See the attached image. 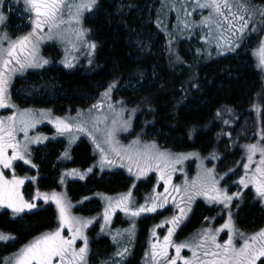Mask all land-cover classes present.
<instances>
[{"label": "snow or ice", "instance_id": "snow-or-ice-1", "mask_svg": "<svg viewBox=\"0 0 264 264\" xmlns=\"http://www.w3.org/2000/svg\"><path fill=\"white\" fill-rule=\"evenodd\" d=\"M14 4L22 8L21 17L27 21L29 30L14 37L0 31V109H15L10 115L0 116V209L10 210L14 219H22V214L37 208L35 201L54 203L58 226L35 237L10 257H4L0 264H88L89 261L90 248L86 230L94 223L93 219L73 215V205L65 194L59 192L53 191L49 194L37 190L30 199H26L22 188L26 181L34 182L37 177H21L14 170L17 161L31 165L32 168L37 167L32 161L31 145L42 144L49 138L29 133L46 118L54 125L59 136L68 137L69 143L73 142L77 134H87L95 149L99 151L98 167L101 170L118 164L119 167H127L128 173L135 175L137 180L152 171L159 174L158 180L162 185L158 184L156 187L162 186L163 191H156L154 187L143 204L134 200L131 190L116 198L103 197L106 206L102 216V233L105 227L111 224L117 210L132 221L144 214H163L160 210L172 213L170 218L156 225V228L169 225L162 240L157 236L155 229L152 231L153 242L145 253L146 264H264V229L252 235H245L236 228L232 208L234 202L241 200L243 192H230L229 187L221 185V181L227 184L225 177H228L229 173L237 174L236 169H229V172L218 175L215 167L203 166V159L198 153L161 151L155 142L141 144L139 139L127 147L119 143L117 133L129 131L132 120L139 111V106L127 108V102L123 100L111 102L113 93L119 91L122 81H110L105 91L100 94L99 100L88 109L87 115L78 112L75 118L56 117L53 120L51 110H20L12 102L10 88L14 78L22 76L29 69H43L49 65L50 61L40 54L41 43L45 40L71 44L76 51H80L81 47L86 48L88 63H93L91 57L97 44L88 39L91 30L84 27V20L86 14L95 16L102 8L101 0H14ZM5 5L6 0H0V8ZM189 5L192 11L187 10ZM165 8L184 13L183 18L177 15L176 28L168 32L167 52L170 64L185 63L176 47L185 32L200 36L205 45L214 44L218 55L237 52L238 49L247 47L255 34L258 46L253 55L257 58V67L264 71V7L256 5L253 0H171L170 3L162 4L161 10ZM197 9L207 10V14H202L199 20L189 19ZM8 11L12 9L9 8ZM9 18L4 11H0V26L6 25ZM201 32L203 35H200ZM195 52L196 57L203 53L211 55L204 47L197 48ZM76 62L75 56L70 59L66 57L63 61L64 67L69 69L74 68ZM137 75V82L143 80L142 72ZM191 87L199 90V85L194 82H191ZM181 91L184 95L178 104L187 99L189 89L182 87ZM253 108L257 112L260 111L259 104H253ZM226 114L231 117L233 109L227 106L218 109L214 119L229 125L232 121L224 118ZM195 133L196 129H191L189 137ZM20 134L22 139L19 138ZM221 135L231 134L222 131ZM242 148L245 153L242 161L246 160L242 162L243 175H240L239 180L233 181V184L238 188L242 186L243 189L251 186L255 197L264 204V130L259 133L257 142L245 144ZM257 154L259 159H256ZM193 157L201 159V170L197 177L191 181L185 180L181 185L173 184V174L178 170L177 166ZM63 158H70L67 149ZM219 158L214 152L209 162ZM133 168L136 169L135 172ZM5 170H11V175ZM92 171V168L87 169L88 173ZM64 176H78L79 179H84L85 173L76 169L62 173L61 184L65 182ZM132 187L135 188V185ZM197 197H202L211 205L219 206L218 214L221 218L226 214L227 220L218 228L205 227L190 239L177 242L174 236L188 219V214L192 211L191 205ZM170 202L172 207H169ZM235 207L238 208L239 204H235ZM225 230L227 239L221 242L218 236ZM134 236V222L130 228L117 229L111 235L116 246L111 264H123ZM237 237L242 242L239 245L236 242ZM14 239V236L0 232V242ZM77 241H82V246L77 247ZM170 249H174V255H170ZM184 249L191 252V257L182 255ZM104 264L109 262L105 261Z\"/></svg>", "mask_w": 264, "mask_h": 264}, {"label": "trees", "instance_id": "trees-1", "mask_svg": "<svg viewBox=\"0 0 264 264\" xmlns=\"http://www.w3.org/2000/svg\"><path fill=\"white\" fill-rule=\"evenodd\" d=\"M149 1L101 0V11L91 20L86 21L97 44V64L100 66V70L90 71V73L82 69H79V72H68L62 67L51 66L38 72L43 73L39 83H44L43 79L47 80L48 93L55 91L65 93L63 97L48 102V106H51L53 111H58L82 105V97L93 93V87L98 84L104 85L102 90L104 91L110 81H124L131 77L137 82V74L142 72L141 84L138 83L136 89L132 90L133 93L123 92L121 96L125 98L126 107L129 109L141 105V98L145 100L142 110L146 108L148 112L144 110L137 118V121H141L145 125L144 133H154L157 136L156 142H163L164 147L175 150L197 149L203 154L215 152L223 160L219 164L220 167H223L220 170L223 172L228 162L236 164L237 156L235 154L237 151L229 153L228 150L233 145L229 141V137L219 136L221 128L214 119V115L218 109L225 106L233 109L232 117L229 116L232 124L226 131L232 136H234L235 128L239 125L238 128L244 126L243 119L247 116H254L255 119L257 116L253 131L259 134L260 129L264 130V91L259 87L261 77L254 65L252 66L253 59L249 53L234 54L199 66L194 76L192 75L190 78L191 82L199 85L197 91L196 88L191 87V82L186 83L187 65L170 64L169 55H165L161 59L156 53L150 56L148 53L151 46L147 47V53L140 54L136 47L140 48L148 41L151 43L155 41L154 38L147 37L148 29L156 30L153 27V22L149 26L146 25L147 27L143 24ZM15 21L11 18L8 22L13 24ZM158 33L159 39L165 40L164 35L161 32ZM153 67H155L154 70ZM37 75L35 72H30L25 76V79L33 82ZM19 82L17 80L14 85ZM182 87L188 88L189 91L187 99L178 104L184 95L181 91ZM39 104L42 105L41 101L35 103V105ZM253 104L260 105L259 112L254 110ZM193 128L196 129V133L190 138L189 131ZM253 131L249 133L252 134ZM245 132L247 133L248 129ZM244 139L248 140L249 138L244 137ZM43 152L45 153L41 155V152L35 151L33 161L39 166L41 186L44 189H50L54 185L52 175L55 174L57 165H60L61 162L58 160V150L54 143L46 145ZM73 154V165L86 166L93 159L90 155V146L84 141L76 145ZM17 164L21 166L17 170L24 171V165ZM237 164H239L238 161ZM126 179L127 177L120 173H104L100 178L86 177L84 181L68 183L67 194L70 199L77 201L80 197L90 195L94 190L111 193L123 189L127 185ZM28 186L29 183L24 186L23 190ZM251 200L249 194H246L244 202L237 208L236 217L238 225L249 230L259 227L264 221V210H261L257 202L252 203ZM94 203H96L95 200L90 199L79 209L86 213L91 211L87 208H90ZM206 212L209 210L198 203L190 220L181 231L188 233L197 228ZM22 216V219H12L9 217V212H0V229L15 237L13 241L6 244L0 243V261H2V255L12 248L57 227V215L53 205L50 204L37 207ZM148 221L149 219L145 222ZM94 231L93 227L88 231V234L90 233L92 237ZM92 240L91 249L95 255L105 253L109 248L108 238L102 237L97 240L92 238ZM138 256L139 254L129 258L125 264H136Z\"/></svg>", "mask_w": 264, "mask_h": 264}, {"label": "rangeland", "instance_id": "rangeland-1", "mask_svg": "<svg viewBox=\"0 0 264 264\" xmlns=\"http://www.w3.org/2000/svg\"><path fill=\"white\" fill-rule=\"evenodd\" d=\"M171 0H150L147 6V13L145 17V22L143 23L145 27L146 25H150L153 22V27L157 30H150L147 31V37L148 38H154V42L151 43L150 41L146 42V44H143L140 48L136 49L139 51L140 54H145L148 52L147 47L151 46L150 52L148 53L150 56H153L155 53L158 56L159 59L163 58L165 55H169L167 52V45H168V32L172 31L176 28V25L178 23L176 17L177 15H180L182 18L184 16L183 12H178L177 10H171L169 8L161 10L162 4L165 3H170ZM253 3H255L258 6L264 7V0H253ZM11 8L12 11H8V9ZM19 9V10H17ZM188 11H192L191 5L188 6ZM0 11H4L6 15H8L10 18L9 19H14L16 20L13 24L9 23V19L6 21L5 26H0V31L7 32L10 36H16L20 34H24L26 31H28V26H27V21L22 19L21 13H22V8L19 5L14 4V0H6V5L4 8H0ZM159 14V18H158ZM206 15L207 10H200L197 9L189 19L192 20H199L201 15ZM93 16L87 15L84 20V27L90 29V27L86 24L87 20H91ZM159 25V26H158ZM7 27V28H6ZM200 30L198 29L197 32ZM206 31V30H205ZM161 32L164 35V39H159V33ZM200 35H203L201 32ZM89 40L94 41L91 32L88 37ZM135 43V42H134ZM258 46V41L256 38V35L253 34L251 37V42L247 47H242L241 49H238L237 52H231V53H226L224 55H218L216 50H215V45L212 44L211 46L205 45L203 40L200 39V36L198 35H190L188 32H185L180 38L178 43L176 44V47L178 48L179 54L182 57V59L185 61L184 64L182 65H187V78H186V83H190V78L191 76L195 74L196 69L199 66H202L204 64H207L211 61L215 60H220L223 58H226L228 56L234 55V54H245L249 53L250 57L253 59V64L256 71L258 72L260 79V85L259 87L264 91V71H261L260 68L257 67V58L253 55V51L255 48ZM78 47H80L78 45ZM207 48L208 52H211V55H207V53L201 54L199 57H196V52L195 50L197 48ZM135 49V50H136ZM147 49V50H146ZM40 54L44 58L48 59L50 61L49 65H46L43 69H29L27 72H25L22 76L15 77L12 83V86L10 88V94H11V99L12 102L17 105V107L20 110L24 109H31V110H42V109H48L51 110V119H55L56 117H60L62 119H68V118H75L77 116L78 112H83L85 115H87L88 109L91 107L92 104L96 103L99 98H100V93H102L104 89V85L98 84L97 86L93 87V93L87 94V96L82 97V105L78 106H73V107H68L64 110H58V111H53L52 107L48 106V102L50 101H55L56 98L58 97H63L64 92L63 91H55L54 93H48V88H46L47 80L43 79L44 83H39L41 82L40 79L43 77V73H38L40 71H43L44 69H47L51 66H59L64 69H66L68 72H74L78 71L79 69H82L83 71L90 73L91 72H97L100 70V66L97 64V50L92 54L91 59L93 60L92 64L88 63V50L86 48L81 47L80 51H76V49L72 48L71 44H64L61 43L58 40H45L44 42L41 43L40 46ZM75 56L77 58V62L75 64L74 68H66L64 67L63 61L65 58H71ZM195 57V58H194ZM176 65V64H172ZM182 65H177V66H182ZM162 66V64H161ZM155 67H153V70ZM30 72H35L37 77L34 79V84L33 82L25 79V76L30 73ZM155 74V72H154ZM38 78V79H37ZM19 80V84L14 85L15 82ZM123 83L119 86V91L115 92L112 95L111 102L116 103L117 101L124 100L121 96V93L125 92H132L134 91L139 84H141V81L135 82L134 80L131 79H126L122 81ZM102 88V89H101ZM101 91V92H100ZM105 91V90H104ZM100 92V93H99ZM133 93V92H132ZM131 93V94H132ZM254 95V94H253ZM252 95V96H253ZM99 96V97H98ZM256 96V95H254ZM71 97V96H70ZM70 97H67L68 99ZM98 97L97 99H95ZM121 97V98H120ZM252 98V97H251ZM95 99V100H94ZM142 103L139 105V111L136 113L135 118L132 120V126L129 131H120L117 133V139L119 143L125 147L129 146L132 144L133 141L139 139L141 141V144H148L155 142L158 146V148L161 151L167 150L172 153H198L199 156L203 159V166L207 168H216V172L218 175H223L226 172H229V169H236L235 175H232L229 173L228 177H225V180L227 181V184H225V181H221L222 186H227L230 189V192H236V191H242L243 196L240 201L234 202V206L232 208V211L234 213L233 215V220L235 223L236 228L243 232L245 235H252L255 234L256 232L260 231L261 229H264V221L259 225V227L255 229H245L236 224L237 220V214L238 210L237 207H235V204H241L244 202L246 198V194H249V197L252 198L251 202L255 203L260 206L261 210H264V204H262L256 197L254 190L251 188V186L248 189H243L242 186L239 188L233 184V181H237L240 178V175H243V167H242V162H246V160L242 161V158L245 156L244 150L242 148L243 145L248 144V143H255L257 140H259V134L256 133L255 131V121H257V116L256 119L254 116H247L245 119H243V124L244 126L240 128H235L234 129V136L232 135H221L222 131L224 133L229 128L231 127L230 123L229 125H224L220 120H216L220 124L221 131L218 133L219 136H224V137H229V141L232 143L233 146H231L229 153L233 152L236 150L235 156H237L236 159V164H233V162H228L225 167L226 169L220 171L223 167H220L219 164L223 161L222 158L220 157L219 159H212L211 162H209V158L211 154H203L197 149H186V150H175L173 148L169 147H164L163 142H156L157 136H155L154 133L152 132H146L144 133L145 125L141 123V121H137L138 115L142 113L144 110L148 112V109H143V105L145 104V100L141 98ZM41 101L42 105H35V103ZM251 99L249 100V102ZM251 103V102H250ZM127 105V104H126ZM15 111V109H0V116H5V115H10L12 112ZM232 117V115H231ZM125 118H127V113L125 114ZM225 119H229V115L226 114L224 116ZM103 127V125H101ZM238 129V130H236ZM246 129H248V134L245 132ZM250 131H253V133H249ZM262 130L260 129V132ZM30 135H39L41 137H48L49 139L44 140L42 144H33L31 145L32 149V161L35 156V151L38 150V152H41V155L44 154V148L46 145L49 143H54L57 146L58 150V160L61 162L60 165H57L55 174L52 175V180L54 182V185L51 186L50 189H44L41 186V183L39 182V179L41 177V173L39 171V166L36 164V162L33 161V163L37 166L36 168H32L31 165H25L22 161H17L15 162V173L21 177L23 176H36L37 179L33 181H26L25 185L26 186L29 183V186L26 187L27 189H24V186L22 188V192L25 195L26 199H30L34 193L39 190L42 193H51L53 191L59 192L62 194H65L67 199L71 202L73 205L71 211L72 214L78 217L82 218H91L93 219L94 223L89 226V228L86 230V234L89 238V248H90V253H89V261L88 264H104L105 261H108L109 264H111V261L114 257V253L116 251V246L113 244L111 235L115 233L117 229L119 230H124L128 229L131 227V224L134 222L135 223V236L129 245V253L126 256V258L123 261V264L126 263V260L129 261V258H132L136 255L139 254L138 259L136 264H146V259H145V253L149 251V245L151 242H153V237L151 235L152 231L155 229L157 232V236L162 239V236L167 233V227L169 225H165L164 228H156V225L163 223L167 218H170L172 213L168 210H160L163 214L159 213H149V214H144L139 218H135L134 221L130 220L128 217L124 215L123 212H120L119 210L116 211L112 218V222L108 227H105L104 232H101V227L103 226L104 222L102 219L103 216V210L104 207L106 206V201L103 199V197L108 196V197H113L116 198L122 193H126L129 190L133 192V198L138 204H143L145 202V198L149 196L153 188H156V191H163V187H156L158 184L162 185V182L158 180V173L155 171L149 172L146 177H142L141 179L137 180L135 175L129 174L127 171V167H119L117 164L116 166L113 167H105L103 170H101L98 167V162L100 159V154L97 149H95L91 139L89 136L85 133L77 134L76 138L73 140L72 143L68 142V137L67 136H59L56 133V129L52 123L48 122V119H44L43 122L39 123L35 129L30 130ZM146 134V135H145ZM247 134V135H246ZM244 135V136H243ZM238 137V139H236ZM245 138H249L248 140H245ZM20 139L23 138L22 134L19 136ZM81 141H84L87 145L90 146V155L93 157V159L86 165V166H81L78 164H72L74 163V148L78 143ZM235 146V149H233ZM68 150L70 154L69 159H64L63 158V153L65 150ZM256 159H259V154H257ZM226 160V159H225ZM224 160V161H225ZM219 161V162H218ZM237 161L239 164H237ZM17 163H21V165H24V171L20 172L17 170L21 166H19ZM200 165H201V159H196L195 157L190 158L189 160L184 161L181 165L177 166V171L173 174V179L172 182L175 185H181L184 183L185 180L191 181L194 178L197 177V175L200 172ZM92 168L93 171L91 173L87 172V169ZM72 169H76L78 172L85 173V178L84 179H79L78 176H64V184L60 183L61 175L62 173L69 172ZM6 171V170H5ZM11 170H7L6 173L11 175ZM136 169L133 168V172H135ZM104 173H120L124 174L127 179V185L120 190L108 193L103 190H94L91 192L90 195L80 197L79 200L75 201L69 198L68 196V190H67V185L70 182H78V181H84L86 177H91L94 176L96 178H100L101 174ZM135 185V188L132 186ZM94 199L96 203L92 204L90 208H87L88 210L91 211H85L81 212L82 209H79V207H83L84 203H86L88 200ZM82 202V203H81ZM37 203V207H42L45 204L43 201H35ZM198 203L202 204L204 207H206L209 212L204 213V217L201 220L200 226L189 232L188 234L185 235H178L179 230L177 232V235L174 236V239L177 242L184 241L190 239L194 234L200 232L202 229L205 227L208 228H218L222 224H224L227 220V215L225 214L223 218L218 214V208L219 206L217 205H211L210 203L206 202L202 197H197L194 202L191 205L192 211L188 214V219L184 222L187 223L189 220L191 214L194 211L195 205ZM51 206L53 205V208L55 209L56 215H57V210L55 207L54 203H48ZM169 207H172L171 202L169 204ZM2 211H7L9 212V217L14 219L12 217L11 211L10 210H5V209H0V212ZM209 218L206 220L205 218ZM56 219L58 220V216H56ZM149 219V221L146 223L145 221ZM57 226H58V221H57ZM93 227L95 228V231L92 234V237L90 236V233L88 234V231ZM184 225L182 226V228ZM181 228V230H182ZM111 230V231H109ZM180 230V231H181ZM0 232H3L5 234L10 235L8 232L0 229ZM42 234V233H41ZM144 234V235H143ZM40 235V234H39ZM38 235V236H39ZM65 235H67V230H65ZM37 237V236H36ZM102 237L108 238L109 242V248L105 253H102L100 255H95L92 252V238L97 240ZM35 238V237H34ZM33 238V239H34ZM142 238V239H141ZM31 239V240H33ZM127 239V237H125ZM141 239V240H140ZM227 239V230L225 232H222L218 236V240L221 242L223 240ZM31 240L27 241L26 243H23L22 245H18L15 248H12L11 250L7 251L2 255V260L4 257H10L13 253L17 252L21 247H23L25 244L30 242ZM9 242V241H8ZM237 244L239 245L242 243L239 240V237H237L236 240ZM3 244H6L7 242H0ZM124 241H121V244H123ZM82 246V241H77V247ZM174 249L171 250V252ZM182 255L185 257H191V252L188 249H184L182 251Z\"/></svg>", "mask_w": 264, "mask_h": 264}, {"label": "flooded vegetation", "instance_id": "flooded-vegetation-1", "mask_svg": "<svg viewBox=\"0 0 264 264\" xmlns=\"http://www.w3.org/2000/svg\"><path fill=\"white\" fill-rule=\"evenodd\" d=\"M6 171H7V170H6ZM10 172H11V171H10ZM8 175H9V174H8ZM196 206H197V205H195L194 209L196 208ZM192 214H193V213H192ZM192 214H191V216H192ZM191 216H190V218H191ZM190 218H189V220H190ZM189 220H188V221H189ZM188 221H187V222H188ZM185 224H186V223H184L183 225L185 226ZM236 224L238 225L237 222H236ZM183 225H182V226H183ZM182 226H181V228H182ZM199 226H200V225H199ZM238 226H240V225H238ZM240 227H241V226H240ZM180 230H181V229H180ZM180 230H179L178 235H185V234H188V233H189V232H188V233H187V232H186V233H183V232L180 231ZM190 232H191V231H190ZM160 237H161V236H160ZM160 237H159V238H160ZM162 238H163V236H162ZM161 240H162V239H161ZM171 250H172V249L169 250V251H170V255H174V254H175L174 250H173L172 252H171Z\"/></svg>", "mask_w": 264, "mask_h": 264}, {"label": "crops", "instance_id": "crops-1", "mask_svg": "<svg viewBox=\"0 0 264 264\" xmlns=\"http://www.w3.org/2000/svg\"><path fill=\"white\" fill-rule=\"evenodd\" d=\"M7 24V23H6ZM5 26V25H4ZM7 28V27H6Z\"/></svg>", "mask_w": 264, "mask_h": 264}]
</instances>
